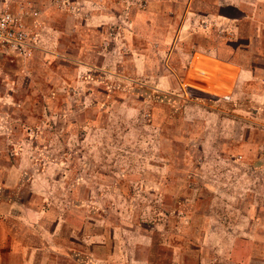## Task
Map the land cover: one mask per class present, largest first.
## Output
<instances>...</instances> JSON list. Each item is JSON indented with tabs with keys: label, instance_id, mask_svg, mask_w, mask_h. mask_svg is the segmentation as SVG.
Wrapping results in <instances>:
<instances>
[{
	"label": "rangeland",
	"instance_id": "obj_1",
	"mask_svg": "<svg viewBox=\"0 0 264 264\" xmlns=\"http://www.w3.org/2000/svg\"><path fill=\"white\" fill-rule=\"evenodd\" d=\"M1 4L39 43L0 46V207L47 264H264V0Z\"/></svg>",
	"mask_w": 264,
	"mask_h": 264
},
{
	"label": "crops",
	"instance_id": "obj_2",
	"mask_svg": "<svg viewBox=\"0 0 264 264\" xmlns=\"http://www.w3.org/2000/svg\"><path fill=\"white\" fill-rule=\"evenodd\" d=\"M186 18V17H185ZM145 22V23H144ZM142 22L144 25L146 24L149 29L155 28L156 25H159V21L156 22L152 19L150 21ZM135 19L130 23L132 26L136 25ZM143 34V33H142ZM161 34H164L162 31ZM147 34L144 33L143 37ZM149 35V34H148ZM161 36V35H160ZM148 39H151L149 35ZM9 53H13L16 57H18L14 52L8 51ZM188 55V54H186ZM192 58V56L190 55ZM191 61V60H190ZM222 62L225 66H223L222 71L229 75L232 72L235 74L237 82H247L249 79L253 78V71L248 67H244L242 64L234 61V59H223ZM145 62V61H144ZM146 66V62L143 65H139L142 69ZM191 63L186 65L185 72H183L182 78H185L186 74L189 73ZM236 69V70H234ZM262 97V96H261ZM17 171L14 174V182L10 187H16L18 184ZM16 177V178H15ZM8 199V198H7ZM5 199L7 203L6 208L0 207V264H34L36 263L34 256L38 251H43L44 255H47V258L42 257L38 262L40 264L50 263L49 259H52L53 262L57 263L59 257H62V261H65V257L67 261H70L68 258L71 257V254L65 249L56 244L54 241L52 242H41L39 244L31 242V240H27L25 234L20 236L19 233L14 231L13 226L10 224V220H18L20 221L24 227H26V232L30 233V229H34L38 224L35 220L36 218L42 219L46 217L47 214L41 208L34 206L33 204L25 203L20 199ZM0 206H2V201H0ZM52 219V218H51ZM54 222L57 220H53ZM52 221V222H53ZM38 226V225H37ZM50 230V229H48ZM55 227L50 230L53 233ZM19 234V235H18ZM49 251V252H48ZM42 253V254H43ZM51 256H49V255ZM76 261V258H74ZM129 264H149L146 258H138L133 256L131 262Z\"/></svg>",
	"mask_w": 264,
	"mask_h": 264
},
{
	"label": "built area",
	"instance_id": "obj_3",
	"mask_svg": "<svg viewBox=\"0 0 264 264\" xmlns=\"http://www.w3.org/2000/svg\"><path fill=\"white\" fill-rule=\"evenodd\" d=\"M32 14L36 16L37 11ZM39 36L28 29L20 14L13 13L7 4L0 5V46L19 57L29 55L37 48Z\"/></svg>",
	"mask_w": 264,
	"mask_h": 264
}]
</instances>
